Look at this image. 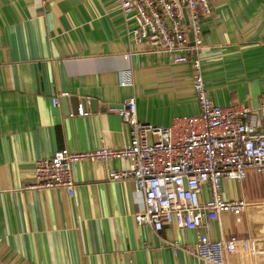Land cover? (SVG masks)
Masks as SVG:
<instances>
[{
    "label": "crops",
    "instance_id": "0c3cea01",
    "mask_svg": "<svg viewBox=\"0 0 264 264\" xmlns=\"http://www.w3.org/2000/svg\"><path fill=\"white\" fill-rule=\"evenodd\" d=\"M127 26L118 0H0V264H210L193 255L198 233L235 238L238 247L264 235V222L253 219L264 215L257 169L242 181L221 180L224 199L250 204L240 219L223 213L196 230L138 224L132 183L107 178L125 159L73 163L71 196L60 187L29 188L36 161L55 150L123 148L128 131L110 107L128 98L137 119L153 126L198 112L191 64L133 43ZM202 35L188 55L199 58L212 101L258 114L264 0H214ZM78 104L87 115L76 113ZM231 264L251 262L239 250Z\"/></svg>",
    "mask_w": 264,
    "mask_h": 264
},
{
    "label": "built area",
    "instance_id": "2783aa9c",
    "mask_svg": "<svg viewBox=\"0 0 264 264\" xmlns=\"http://www.w3.org/2000/svg\"><path fill=\"white\" fill-rule=\"evenodd\" d=\"M213 1L118 0L130 41L165 53L174 63L191 64L199 110L175 117L167 127L153 126L137 119L135 100L128 98L122 105L110 107L128 131L123 148L101 144L87 151L55 150L49 158L36 161L30 189L60 187L71 196L75 187L73 163L125 159L127 166L109 170L107 178L132 183L138 197V224L146 223L155 231L170 224L196 230L204 220L218 219L223 213L240 219L250 204L242 199H224L221 180L242 181L250 169L264 171V95L259 99L258 114L241 105L221 106L210 98L201 62L188 52L198 51L203 43L202 19L210 14ZM131 54L126 52L123 59L129 60ZM126 78L122 72L120 85L128 84ZM60 95L69 96L67 92ZM53 103L58 105L57 97ZM76 113L88 114L82 104ZM253 219L264 222V215ZM239 250L247 253L251 264H264V235L238 247L235 238L211 239L206 233H198L193 255L210 264H231Z\"/></svg>",
    "mask_w": 264,
    "mask_h": 264
},
{
    "label": "rangeland",
    "instance_id": "374dc122",
    "mask_svg": "<svg viewBox=\"0 0 264 264\" xmlns=\"http://www.w3.org/2000/svg\"><path fill=\"white\" fill-rule=\"evenodd\" d=\"M192 80H193V70H192ZM193 90H194V88H193ZM194 94H195V92H194ZM195 98H196V95H195ZM196 102H197V100H196ZM197 106H198V103H197ZM198 110H199V108H198Z\"/></svg>",
    "mask_w": 264,
    "mask_h": 264
},
{
    "label": "water",
    "instance_id": "95a60500",
    "mask_svg": "<svg viewBox=\"0 0 264 264\" xmlns=\"http://www.w3.org/2000/svg\"><path fill=\"white\" fill-rule=\"evenodd\" d=\"M76 108H77V105H76Z\"/></svg>",
    "mask_w": 264,
    "mask_h": 264
}]
</instances>
